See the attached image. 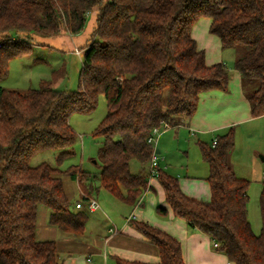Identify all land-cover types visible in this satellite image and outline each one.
<instances>
[{"label": "trees", "instance_id": "obj_1", "mask_svg": "<svg viewBox=\"0 0 264 264\" xmlns=\"http://www.w3.org/2000/svg\"><path fill=\"white\" fill-rule=\"evenodd\" d=\"M96 8L97 26L83 50L77 89H60L51 81L26 92L0 85V264H63L57 242L37 238L40 205L51 210L49 222L60 231L82 234L89 220L84 204L99 189L138 204L151 171L132 173L130 166L134 159L150 164L157 150L148 142L153 129L190 120L201 93L229 89L227 65H208L192 36L201 18L211 19L210 32L222 49H243L235 68L252 116L264 115V0H0V81L10 61L31 50L33 34L55 36L62 29L78 34ZM100 95L108 106L94 131L103 137L101 170L63 171L78 137L71 116L94 113ZM216 139L200 142L209 165L210 201L185 194L179 179L159 165L166 202L177 217L218 242L231 264H264V179L262 228L256 234L248 217L251 181L238 177L229 159L234 128ZM50 149L58 151V166L31 165L35 155ZM61 174L79 184L82 197L75 204ZM167 211L158 207L160 214ZM131 223L158 248L160 261L117 259V264H187L178 239L146 221Z\"/></svg>", "mask_w": 264, "mask_h": 264}, {"label": "crops", "instance_id": "obj_2", "mask_svg": "<svg viewBox=\"0 0 264 264\" xmlns=\"http://www.w3.org/2000/svg\"><path fill=\"white\" fill-rule=\"evenodd\" d=\"M210 26V18L209 20L208 17L201 18L193 26L192 36L197 41L199 49L204 50L208 65L225 63L224 52L229 49H222L219 37L210 32ZM236 59L235 53V61ZM256 122H259V128L263 129L264 115L252 116L242 77L235 68L233 73L230 71L228 91L210 90L201 93L197 110L190 120H183L181 124L162 131L156 142V148L160 150L159 165L166 170L169 169V158L174 148L185 156L189 155L188 149L181 147L188 140L185 135H199L203 137L199 138V142L208 139L213 142L219 134L227 132L232 127L236 134L238 129H241L242 135L247 136L250 142L254 140L249 136L253 132L259 133V129H244V125L251 124L256 127V124H253ZM251 145L250 143L249 147L243 146L237 151L235 144L229 157L235 174L251 181L249 192L254 188L253 183L262 184L264 179V164L259 163L255 155L259 147ZM143 168L150 169V164H144L141 171ZM208 174V172L205 174V178L190 176L188 173L186 176L177 174V177L185 194L195 199L210 201ZM99 193L100 190L91 196L98 201L99 207L92 211L88 210L89 214L95 215V219L91 220L89 217L84 233L62 235L48 219V225L44 226L42 232L44 238L39 239L37 234L39 240L57 242L63 264H109V257L115 261V264L117 259L158 263L160 261L158 248L136 230L132 221H146L178 239L187 264H228L227 255L214 246L209 235L190 227L184 219L174 214L166 202L165 190L157 177L150 178L148 188L140 198L138 206L126 203L110 192L113 199L104 194L106 203L103 206L98 199ZM84 205L87 207V202ZM162 206L167 208L166 214L158 212V207ZM130 215H135L131 221L128 220ZM102 217L106 218L104 222ZM93 221L96 225H101L103 222L102 226L105 228L104 234L101 232L103 245L100 243L99 235V240L91 238L90 225Z\"/></svg>", "mask_w": 264, "mask_h": 264}, {"label": "rangeland", "instance_id": "obj_3", "mask_svg": "<svg viewBox=\"0 0 264 264\" xmlns=\"http://www.w3.org/2000/svg\"><path fill=\"white\" fill-rule=\"evenodd\" d=\"M96 26L97 8L88 14L86 25L78 34H71L65 29H62L61 32L55 36L33 34V38L31 39L33 46L31 50L10 61L8 73L0 81V85L7 89L26 92L29 89L39 88L42 81H51L55 87L60 89H77L80 84L83 50L84 47L92 41ZM235 53L236 58H239L243 54V49L234 48L224 52V62L227 64L231 73L235 71ZM107 112L108 106L106 97L100 95L98 107L94 113L90 115L74 113L71 116V125L75 129L78 137L74 147V154L66 158L64 163L60 166L63 171L70 167L76 168L78 166L82 167L84 170L91 171L95 175L99 174L101 170L99 151L103 143V137L95 136L94 131L105 118ZM258 123L259 122L253 123L256 124V127L251 124L247 126L244 125V129H259V133L253 132L249 136L254 141L249 142L247 136H243L241 129H238V134H236L235 131V144L237 146V151L243 146L249 147L250 143L252 144L251 146H258L259 151L255 154L256 159L260 161L259 163L264 164L262 160V157H264V127L263 129L259 128ZM185 137L188 140L185 141L181 147L187 148L189 155L185 156L174 148L169 158L170 167L167 171L175 177H177V174L186 176V173H188L190 176L205 178V174H207V172L209 173V165L202 158L199 138L203 137L199 135H185ZM203 142L212 143L211 139ZM57 154L58 151L53 149L42 151L32 158L31 165L37 166L46 162L52 166H58ZM143 165L144 164L138 160H132L130 166L131 172H140ZM61 177L63 178L66 193L71 201L75 204L78 200H81L82 196L78 182L67 174H61ZM95 181L96 184L99 183V180L96 179ZM261 186L262 184L255 182L252 184L254 188L249 192L248 214L252 229L256 234H259L262 228L259 206ZM99 190L98 199L103 206H105L106 197L104 198V194L111 199H113V196L103 188ZM50 212L51 210L47 206L40 205L37 222V234L39 239L44 238L42 232L44 226L48 225ZM89 217L91 220L95 219L94 214L90 213ZM102 219L104 222L106 218L102 217ZM103 222L101 225H96L95 221L92 222L90 225V229H92L91 238L99 240L98 235L101 237V232L104 234L105 228L102 226ZM59 233L62 235H69L60 230ZM100 243L101 245L104 243L102 237L100 238ZM108 259L109 264H115V261L111 257Z\"/></svg>", "mask_w": 264, "mask_h": 264}, {"label": "built area", "instance_id": "obj_4", "mask_svg": "<svg viewBox=\"0 0 264 264\" xmlns=\"http://www.w3.org/2000/svg\"><path fill=\"white\" fill-rule=\"evenodd\" d=\"M172 127L168 122H163L161 124V126L159 127H155L152 131V134L149 136L148 138V142L154 145V148H156V142H157V138L159 137V135L162 133L163 130H166L167 128ZM217 139H215L213 141V144H216ZM159 155L158 153H156V151L153 153L152 158H151V162H150V171H151V178L153 177H157L159 174L158 168H159ZM140 205V202H138L137 206ZM83 204L77 203L76 207L80 208L82 207ZM99 207V203L95 198L89 197L87 200V208L89 210H95ZM135 218V215H130L128 217V220L131 221L132 219ZM214 246L217 248L219 246L218 242L214 241L213 242ZM228 264H231V262H228Z\"/></svg>", "mask_w": 264, "mask_h": 264}, {"label": "water", "instance_id": "obj_5", "mask_svg": "<svg viewBox=\"0 0 264 264\" xmlns=\"http://www.w3.org/2000/svg\"><path fill=\"white\" fill-rule=\"evenodd\" d=\"M159 152H160V150L157 149V150H156V153H159ZM262 159L264 160V157H262Z\"/></svg>", "mask_w": 264, "mask_h": 264}]
</instances>
